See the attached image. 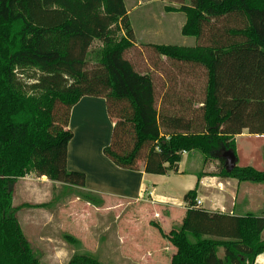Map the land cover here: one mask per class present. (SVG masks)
<instances>
[{
  "label": "trees",
  "instance_id": "trees-1",
  "mask_svg": "<svg viewBox=\"0 0 264 264\" xmlns=\"http://www.w3.org/2000/svg\"><path fill=\"white\" fill-rule=\"evenodd\" d=\"M190 1L167 9L184 13L181 34L198 45L149 46L203 68L204 98L196 106L191 97L166 96L158 109L151 75L124 58L134 44L124 0H0V264H42L18 212L50 209L59 195L13 205L14 184L29 172L76 189L93 206L104 202L84 189L83 172L67 168L70 113L83 96L105 99L113 127L102 152L119 168L136 170L143 162L146 173L177 172L182 153L196 150L204 160H218L220 178L264 183V169L236 164L227 171L222 157L226 150L236 155L235 136L249 128L248 106L264 85V0ZM95 41L100 48L92 49ZM252 62L261 68H250ZM28 68L41 74L27 87L17 71ZM197 177L183 196L179 227L166 233L154 223L175 249L170 264H254L264 253V215L200 207ZM68 264L101 262L74 252Z\"/></svg>",
  "mask_w": 264,
  "mask_h": 264
},
{
  "label": "rangeland",
  "instance_id": "rangeland-1",
  "mask_svg": "<svg viewBox=\"0 0 264 264\" xmlns=\"http://www.w3.org/2000/svg\"><path fill=\"white\" fill-rule=\"evenodd\" d=\"M124 2L134 32V44L124 53V58L129 60L138 72L151 75L157 108H160L166 96L172 99L174 95L183 99L191 97L198 106V101L204 98L206 78L203 68L166 59L149 46L150 43L188 47L198 45L194 37L181 34V27L185 22L184 13L167 9L181 4L189 5L191 1ZM121 33L117 31L116 38H119ZM101 45L99 41H95L92 49H98ZM255 64L261 68L259 62H252L249 67L253 68ZM40 74L33 68L17 71L19 80L27 87L35 83ZM26 91L30 92L28 88ZM248 107L249 128H245L244 132L264 131V85L260 86ZM261 139L259 142L243 140L236 145L238 166L251 165L264 169V137ZM200 155L204 159L201 153ZM183 168L187 171L199 168L200 172L212 169L210 173H215L218 171V161L203 160L197 163L196 158L191 156V161ZM229 179L234 180L228 188L236 197L233 212L264 215V183L252 184ZM188 180L187 176L172 177L159 184L158 192L170 195L171 204L180 203L181 194L175 187ZM21 181L33 182L34 174L29 172ZM39 186L34 185L32 189L23 190L20 184L15 183L13 204H19L23 199L39 198L49 201L52 196L59 195L50 209H27L19 214L25 238L42 264H68L74 252L91 253L101 264H170V257L175 249L161 236L154 223L166 233L177 229L182 218L180 212L167 221L166 217L170 216L167 207L150 201L104 199L103 204L97 207L77 196L76 189L70 191L59 182H52L47 189ZM31 193L39 195L31 197ZM66 235L74 238L78 245L68 241ZM219 255H222L221 249ZM254 264H264V253L257 257Z\"/></svg>",
  "mask_w": 264,
  "mask_h": 264
},
{
  "label": "crops",
  "instance_id": "crops-1",
  "mask_svg": "<svg viewBox=\"0 0 264 264\" xmlns=\"http://www.w3.org/2000/svg\"><path fill=\"white\" fill-rule=\"evenodd\" d=\"M69 126L73 131V137L67 147V168L69 170L83 171L86 177L84 189L97 193L103 200L150 201L153 204L167 207L166 210L168 213L170 212V216L168 215L166 220L169 221L174 217L175 213L180 212L182 217L185 215L186 207L183 196L188 190L195 187L198 181L197 175L201 174L202 177L199 179L196 197L200 207L209 211L233 212L236 197L228 188L232 186L234 180L220 178L214 173H210L212 169L201 170L200 172L198 171L200 166L192 171H187L186 168H183L184 165L186 167L191 161V156L196 158L197 163L204 160L200 152L196 150L183 152L178 163L177 172L169 171L164 175L146 173L143 162L139 163L138 169L127 170L119 168L107 157H104L102 150L110 141V133L113 127V121L109 118L106 111L104 98L95 96H83L80 98L71 109ZM244 131L243 129L241 134L235 136L237 146L243 140L259 142L264 137L263 135L250 134ZM209 161L218 160L209 159ZM31 173L34 174L33 182L25 183L21 181L22 177L15 183L20 184V188L22 187L24 190L32 189L34 185H40L39 187L47 189L46 187H50L51 183L54 182L44 175L39 176L36 173ZM178 176H187L189 180L175 187L181 194L182 202L171 204L169 202L170 195L165 192H158V187L161 182ZM29 195L31 197L38 196L36 193ZM36 200L23 199L22 202H47L39 198ZM21 211L18 212L19 224L21 223L19 217Z\"/></svg>",
  "mask_w": 264,
  "mask_h": 264
},
{
  "label": "water",
  "instance_id": "water-1",
  "mask_svg": "<svg viewBox=\"0 0 264 264\" xmlns=\"http://www.w3.org/2000/svg\"><path fill=\"white\" fill-rule=\"evenodd\" d=\"M222 157L225 160L226 170L231 171L237 163V156L232 150H226L222 152Z\"/></svg>",
  "mask_w": 264,
  "mask_h": 264
}]
</instances>
